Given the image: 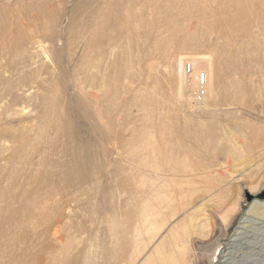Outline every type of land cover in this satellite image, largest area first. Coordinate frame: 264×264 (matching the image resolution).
<instances>
[{"label": "bare ground", "instance_id": "obj_1", "mask_svg": "<svg viewBox=\"0 0 264 264\" xmlns=\"http://www.w3.org/2000/svg\"><path fill=\"white\" fill-rule=\"evenodd\" d=\"M197 1L0 0V210L11 213L0 226V264H49L57 257H52V249L68 254L77 246L74 232L66 240L58 234V225L64 221H73L83 229L81 219L85 221V217L74 214L70 201L80 202L75 211L84 208L92 212L90 224L96 217L103 218V228L91 230L84 249L73 257L80 264H185L191 234L205 238L212 234L206 231L210 224L204 208L217 189L204 180L197 181L196 174L186 169L194 165L191 155L201 139V128L206 126L204 119L195 117L199 111L233 107L234 95L243 92L245 80L253 86L254 75L237 68L225 70L221 59L214 58L219 43L212 44V31L205 30L204 35L201 30L204 26L229 29L239 21L247 27L257 25L264 19V0H200L195 5ZM184 3L195 8L181 19L179 6ZM168 39L172 42L169 47ZM139 42L147 46L145 54L155 55L146 64L154 80L162 60L172 74L176 115L171 118L165 113L155 145L147 144L140 157L131 158L112 155L107 144L115 96L129 93L131 84L137 82V95L128 101V107L127 103L119 108L118 115L129 113L144 98L147 86L131 71L142 62L134 65L131 58L133 68V61L127 59ZM202 46H207L206 51L196 50ZM72 50L78 57L76 70L84 72L82 86L67 73ZM52 84L60 85L64 96L71 90L76 97L75 105L84 111L102 159L81 142H58L51 130L56 97ZM80 88L94 90L88 94L92 101L79 93ZM44 119L49 121L46 126L41 124ZM208 132L217 143L223 138L235 153L239 150L223 124L209 127ZM253 139L258 141V135ZM116 158L127 172L121 171ZM101 169H117L120 173L116 175L130 180L123 227L119 205L110 206V199L102 197L103 191L96 185ZM210 173L218 174L213 169ZM31 198L49 203L56 212L54 226L38 228L37 219H31V210L38 209L31 208ZM25 202L29 214L23 217L15 204ZM235 207L237 196L233 194L225 209H220L226 227ZM247 212L243 216L252 213L264 219V203L252 202ZM243 216L218 264L233 262L234 242L246 233L241 230L246 228L242 223L251 222ZM218 245L208 249L212 259Z\"/></svg>", "mask_w": 264, "mask_h": 264}, {"label": "rangeland", "instance_id": "obj_2", "mask_svg": "<svg viewBox=\"0 0 264 264\" xmlns=\"http://www.w3.org/2000/svg\"><path fill=\"white\" fill-rule=\"evenodd\" d=\"M199 2L201 1H197L195 5L199 4ZM195 5L184 3L179 6L180 11H182L179 17L183 19L184 14L190 13V11L195 8ZM214 10L215 8H213V12ZM256 17H260L258 13ZM211 19L214 18L212 17ZM189 28H192V26L189 25ZM205 30L207 32L212 31L211 40L214 46L219 43L216 48L214 47L216 51L214 53V58L216 60L217 58L221 59L223 62L221 66L225 70H229L230 67L244 70L245 73H252V75H254L252 78L254 84L251 86L248 81L245 80L243 82L245 84L244 90L234 95L235 104L230 109L223 111L203 110L199 111V113L197 112L199 116L196 115L195 117L196 120L200 118L204 119L206 126H202L203 128H201L200 131V135H202L201 139L195 144L191 155L194 160V165L186 169L196 174L194 177L198 179L197 181L204 180V182L209 183L211 188H216L217 190H215L210 197L211 199L208 201V206L206 205L204 208L205 214L208 215V223L210 224V227L209 225L206 226V231L212 232V234L207 236V238L199 235H197V237L195 233V236L193 233L191 234L189 237L191 250L186 252L184 256L185 264H218L222 256V250L230 246L229 242H232L231 240L234 238V230L236 226L241 225L239 222L244 219L241 217L248 213L247 211L252 205V202L264 203V153H262L264 150V123L262 122L264 121V55L262 53L264 44V19L258 20L257 25H252L250 27H247L239 21L229 29L218 30L217 27L213 26L209 29L207 26H204L201 30L204 35L207 34ZM168 41L169 43L167 42L166 44L167 47L172 44L170 39H168ZM141 43L142 42H139L133 45L131 48L133 54L130 52L131 54L127 59H135V63L132 59L130 60L131 62L133 61L132 65L133 63L135 65L137 61L143 63L140 64L144 65V67H141L140 64H136L138 67L135 66L134 68L133 65L135 70L133 69L131 71H134V75L137 74L136 76L133 75L135 78L141 77L140 81H144L147 88L143 92L144 98L138 101L139 106H133L132 111L129 113L123 112L118 115V110L120 107L122 108L123 105H126L133 96L137 95L134 90L136 89L137 82L131 84L129 93L115 96L114 111L112 113L113 128L109 139L110 142L107 144L112 155L120 153L123 154V156L125 155L131 158L140 157L141 150L147 144L155 145V142L159 139L157 134L159 133L160 124L164 122V114L168 113L171 118H174L176 115V103L172 96L174 85L171 83L172 80L174 81V78L172 74L169 73L167 65L162 60L159 63L158 71L155 74L156 78L154 80L147 66L149 59L155 55L150 52L145 54L144 52L147 46L145 44L142 46ZM206 47L202 46L196 50L206 51ZM222 50L224 51L223 55L221 54ZM131 55H133V57ZM143 55H145V58ZM142 56L143 58L141 59ZM69 57L68 63H71L67 67V73L70 74V77L77 78L79 80L78 83L81 84L84 78V72L82 69L76 70L78 57L75 50L69 53ZM130 61L126 62V64ZM133 76L132 78H134ZM69 85L71 86V82ZM52 89L56 93V97L53 100L54 114L51 118L55 126L53 125L51 130L52 133L57 134L58 142L61 143L66 140L70 142H81L87 149L99 153L101 148L100 144L88 120L83 116L82 112L84 111L76 107V97L72 94L71 90L64 96L60 85L52 84ZM93 91L94 90L91 88H84L79 90V93L85 95L92 101L91 96L88 94L93 93ZM60 93L62 97L59 98L58 96H61ZM128 106L129 103L126 107ZM48 112L49 115H51L52 110ZM46 119L41 123L43 126L49 123ZM220 123L225 126L228 135L233 139L236 145H239V150H237L236 153L235 150L232 149L230 143L223 138L220 139L218 143L210 138L208 132L209 127H218ZM255 135H258V141H254L253 137H255ZM101 153L102 152L99 153V158L102 159L103 154ZM116 159L120 162L118 165L121 167V171L127 172L123 162L119 158ZM244 160H246L247 163ZM211 169L216 170L218 174L214 176L210 173ZM116 171L118 170L110 169L109 171H105L101 169L100 180L97 181L96 185L103 191L101 196L110 199V206H112V204L116 206L119 205V220L122 223L121 227H123L126 218L124 211L125 200L128 195L126 188L130 180L124 175H116V173H120ZM205 177H209V179ZM34 190L35 189H31V192H34ZM104 192H106V194H104ZM233 194L237 196V207H235L234 213L231 214L232 219H228L230 225L226 227L224 221L220 218V209H225L227 200ZM3 196L6 195L4 194ZM68 204L76 210L80 202L70 201ZM101 204L106 205V203ZM16 205H18L19 208L18 212L23 217L29 214L28 210H26V207H28L27 202L15 204V207ZM32 207L38 208L35 212L31 210V219L34 221L37 219V224H39L38 228L54 226L56 212L52 210L47 201L42 199L39 201L32 200L31 198V208ZM4 210L5 209L0 210V226L5 225L4 216H11V213ZM75 210L74 214L79 215L81 218L82 216L85 217V221L81 219V222L83 221V229L79 230L75 225L76 223L73 221H64L61 222L62 226L58 225V231H60L58 234L63 240H66V238H70L75 233L79 243L77 246L74 245V248L71 249L68 254H63L60 248H55V250L52 249V251H54L52 257H57L54 262L51 261L49 264H80L81 262L79 259L73 257L84 249L85 243L88 237H90L91 230H94L98 226L103 228L101 223V220L103 221L102 217L94 218L93 223L90 224L92 212L84 208L77 211ZM251 214L252 213H249V215ZM249 215L243 216L249 217L246 220L250 219L251 222L244 221V223H242L246 228L241 230L246 231V233L242 235L243 237L241 236L239 241L234 242L236 244L235 248H233V253L235 255L231 264H264V219H260L257 214ZM86 222L88 225L84 227ZM209 228H211L212 231ZM77 230L78 232H76ZM163 233L161 238L166 234L165 231ZM165 240L166 238H164V243ZM216 243L219 244L217 246L219 249L216 251L217 253L215 252V258L212 259L210 257L211 252H209L208 249ZM165 245L166 248L169 249V246L167 244ZM58 255H60V257ZM69 255L70 257L72 256V258H69Z\"/></svg>", "mask_w": 264, "mask_h": 264}, {"label": "built area", "instance_id": "obj_3", "mask_svg": "<svg viewBox=\"0 0 264 264\" xmlns=\"http://www.w3.org/2000/svg\"><path fill=\"white\" fill-rule=\"evenodd\" d=\"M190 68V66H189V64L187 63V69H189ZM201 81H202V75H201Z\"/></svg>", "mask_w": 264, "mask_h": 264}]
</instances>
